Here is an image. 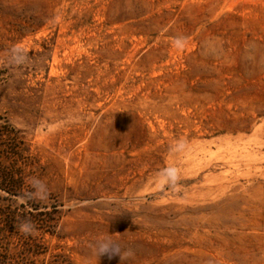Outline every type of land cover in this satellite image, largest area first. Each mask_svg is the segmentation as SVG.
Returning <instances> with one entry per match:
<instances>
[{
  "label": "rangeland",
  "instance_id": "obj_1",
  "mask_svg": "<svg viewBox=\"0 0 264 264\" xmlns=\"http://www.w3.org/2000/svg\"><path fill=\"white\" fill-rule=\"evenodd\" d=\"M0 257L264 264V0H0Z\"/></svg>",
  "mask_w": 264,
  "mask_h": 264
},
{
  "label": "clouds",
  "instance_id": "obj_2",
  "mask_svg": "<svg viewBox=\"0 0 264 264\" xmlns=\"http://www.w3.org/2000/svg\"><path fill=\"white\" fill-rule=\"evenodd\" d=\"M185 146V141H178L175 145V150L182 151ZM161 176L163 178L162 183L176 185L180 180V169L175 165H169L167 168L162 170ZM28 230H30V226H25V231ZM94 249L97 258L103 254H119L121 256L120 245L109 234H101L98 236L95 241ZM128 255H131V253L129 252Z\"/></svg>",
  "mask_w": 264,
  "mask_h": 264
},
{
  "label": "trees",
  "instance_id": "obj_3",
  "mask_svg": "<svg viewBox=\"0 0 264 264\" xmlns=\"http://www.w3.org/2000/svg\"><path fill=\"white\" fill-rule=\"evenodd\" d=\"M4 180H3V183H4V187L6 186V187H10V186H12V187H16V183L14 182V181H12V180H10V179H8L7 177L6 178H3ZM28 219H26V218H22L20 221H16L12 216H7V220H6V224L8 223V224H15V223H19L20 225H23L25 222H28L27 221ZM29 223H25L24 224V226H27ZM5 259H7V257L5 258H3V257H0V264L2 263V262H4V260Z\"/></svg>",
  "mask_w": 264,
  "mask_h": 264
}]
</instances>
